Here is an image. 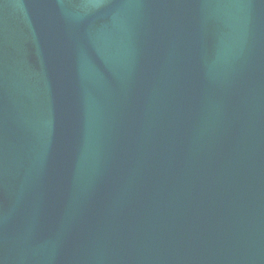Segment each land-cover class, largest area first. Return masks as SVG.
<instances>
[{"label": "water", "instance_id": "1", "mask_svg": "<svg viewBox=\"0 0 264 264\" xmlns=\"http://www.w3.org/2000/svg\"><path fill=\"white\" fill-rule=\"evenodd\" d=\"M0 264H264V0H0Z\"/></svg>", "mask_w": 264, "mask_h": 264}]
</instances>
